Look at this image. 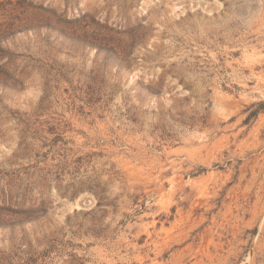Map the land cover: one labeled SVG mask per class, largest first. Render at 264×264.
Instances as JSON below:
<instances>
[{
  "label": "rangeland",
  "instance_id": "obj_1",
  "mask_svg": "<svg viewBox=\"0 0 264 264\" xmlns=\"http://www.w3.org/2000/svg\"><path fill=\"white\" fill-rule=\"evenodd\" d=\"M0 264H264V0H0Z\"/></svg>",
  "mask_w": 264,
  "mask_h": 264
}]
</instances>
